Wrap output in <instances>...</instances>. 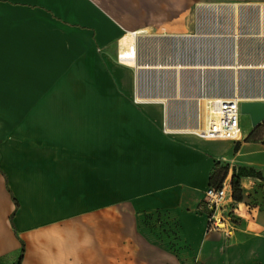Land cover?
<instances>
[{
  "label": "crops",
  "instance_id": "1",
  "mask_svg": "<svg viewBox=\"0 0 264 264\" xmlns=\"http://www.w3.org/2000/svg\"><path fill=\"white\" fill-rule=\"evenodd\" d=\"M201 2L0 0V259L194 264L210 254L220 264L264 263L254 254L264 247V143L247 140L250 131L228 141L165 130L233 82L214 51L201 59L212 67L152 70L194 61L176 54L173 35L194 29ZM139 30L164 45L152 50V32L139 37L141 67L120 58ZM153 92L170 102L152 101ZM224 164L251 207L229 237L210 229L203 206ZM147 212L173 228L167 238L143 232Z\"/></svg>",
  "mask_w": 264,
  "mask_h": 264
},
{
  "label": "built area",
  "instance_id": "2",
  "mask_svg": "<svg viewBox=\"0 0 264 264\" xmlns=\"http://www.w3.org/2000/svg\"><path fill=\"white\" fill-rule=\"evenodd\" d=\"M207 3L210 2H201L196 5L192 31L182 35H173L176 39L174 50L177 55H183L184 58L191 56L194 61H201L209 51H214L217 56L219 55V59L224 60L229 56L226 54L234 52V46L232 40L221 41L222 35L236 38L233 36L236 33L233 32L236 30L235 26L239 27L238 31L244 35H249L250 30H264V5H259L261 9H256L251 16H249L250 11L242 10L237 17L232 10L226 11L223 6L220 8L207 7ZM177 38L181 40L178 41ZM135 45H137L136 41ZM243 101L244 99L238 95L221 99L206 98L203 105H198L191 112L189 119L180 121V123L195 122L196 127L192 128V131L203 139L241 140L243 139L241 127ZM166 125L167 122H165V130L168 131ZM241 205V202H236L234 199L232 177L228 176L221 186H209L204 193L203 206L209 211L210 229L224 231L229 235L233 234L235 223L242 216L240 214Z\"/></svg>",
  "mask_w": 264,
  "mask_h": 264
},
{
  "label": "bare ground",
  "instance_id": "3",
  "mask_svg": "<svg viewBox=\"0 0 264 264\" xmlns=\"http://www.w3.org/2000/svg\"><path fill=\"white\" fill-rule=\"evenodd\" d=\"M259 5H264L263 3L259 2H238L234 1L232 3H207V7H214V8H220L225 7L226 9H231L233 12L240 13L243 11H250V15H252V12H255L256 9H261ZM238 17V16H237ZM236 24V21L233 23ZM250 25V24H249ZM236 32L233 34L234 37L232 39V43L234 46V52L226 57V59L222 60L220 59L218 65L215 64L216 67L220 68L224 71V73L227 75V72L231 73V77L233 79V82L231 83L230 88H227L229 90H219L218 93H215L213 97H217L218 99L221 98H229L231 96H241L244 101H264V46H260L261 42H264V30H257L253 31L250 30L249 35H244V33H240L238 31L237 27L235 26ZM176 34L182 35L186 34V32H177ZM150 36L146 32V30H139L135 32L129 33L127 36V40L131 41L129 44V47L123 49L121 51V60L123 63L133 65L136 64L139 67H141L138 63V50L137 45H135V41L138 42V38L141 36ZM156 34H152V36H155ZM231 41V40H230ZM134 45V46H133ZM242 45L245 46L242 47ZM133 46V48H132ZM242 47V48H241ZM259 52L261 53V56L256 57V59L251 58H245L244 52ZM258 53V54H259ZM248 55V54H247ZM257 55V54H253ZM178 66L173 65L172 63L168 65H158L155 66L152 63V70L158 68H167L172 69L176 67H186L188 69L193 70H200L201 68H207L212 67V62H202V61H188L185 66L178 63ZM149 67V66H147ZM192 71V70H191ZM154 74V73H153ZM254 81V82H253ZM257 81H261L260 83H256ZM248 83V84H247ZM246 86V87H244ZM138 98L140 99L141 96L138 95ZM141 98L140 100H142ZM152 101H162L166 102L167 104L170 102V94L167 93H152ZM242 116H249V114H243ZM166 128L170 133H193L192 128H195V122H189L188 124L176 122V121H168ZM251 129V126L245 130H243L242 135L245 136L249 130Z\"/></svg>",
  "mask_w": 264,
  "mask_h": 264
},
{
  "label": "rangeland",
  "instance_id": "4",
  "mask_svg": "<svg viewBox=\"0 0 264 264\" xmlns=\"http://www.w3.org/2000/svg\"><path fill=\"white\" fill-rule=\"evenodd\" d=\"M205 2H213V3H219L220 1H212V0H204ZM234 1H246V2H254V1H259V2H263L264 0H226L225 2L223 1L222 3H232ZM195 10V9H194ZM231 9H226V11H230ZM240 13H237L236 16H239ZM239 23V21H238ZM225 26H227V24H223ZM193 28H194V24H193ZM239 27H237L238 29ZM148 33L152 32V34H154V31H147ZM228 42V41H227ZM260 46H264V43L263 44H260ZM164 45H163V41L162 40H157L155 36H152V50L153 48H163ZM242 47L245 48L244 45H242ZM241 47V48H242ZM245 55L244 57L245 58H251V59H256V57L258 56H261L259 52L255 53L257 55H250L248 54L247 55V52H244ZM259 53V54H258ZM254 82V81H253ZM261 81H257L256 83H260ZM223 84V83H222ZM248 84V83H247ZM246 87V86H244ZM229 90L227 89V87H221L220 90ZM251 126V129L249 130L250 132L254 131V134L253 136L251 137L250 140H256V141H262L264 143V120L261 122L260 125H258L257 127H254L253 124H252V119H251V116L249 115L248 117L247 116H242L241 118V127H242V130H245L247 128H249ZM245 136H243L244 138ZM230 141V140H228ZM233 141V140H231ZM228 169V165L224 164L222 166H220L218 169H217V172L219 173L220 177H225V172L227 171ZM239 175V173L237 174ZM228 177V175L223 179V181ZM233 178V176H231ZM247 204H249V201H247L245 198H244V201L241 205V211H240V214L242 215L241 218H246V217H249L248 214V211L249 209H251V207H249ZM247 215V216H246ZM141 220H142V224H140V227H143V232L146 233V235H148V237L152 238V233H154V237H156L157 239H164V238H167L165 237V235L163 234V232H168L170 230L173 231V228H170V230H168V228L166 227H163V225H159V220H160V217H158V215H154L152 214V212H147L145 213L144 215H141ZM159 225V226H158ZM144 227H147V229H145ZM159 227V228H158ZM171 227V226H170ZM163 231V232H162ZM227 233V232H226ZM169 237L170 238H173V234H169ZM227 237H229L230 235L227 233L226 235ZM174 239V238H173ZM173 239H171V241H173ZM170 241V240H169ZM257 242H254V244H256ZM263 253V258H264V247H261V250H259V248L257 250H254V254H259V253ZM220 256V255H219ZM218 258V256H217ZM199 260L196 259L195 263L194 264H220L218 263V261H216V258L212 255H207L202 261H199V263L197 262ZM258 261V260H256ZM260 264H264L263 262H259ZM0 264H19V261L18 259L14 262L12 261V259L10 258H2L0 259ZM221 264H231V263H221Z\"/></svg>",
  "mask_w": 264,
  "mask_h": 264
},
{
  "label": "trees",
  "instance_id": "5",
  "mask_svg": "<svg viewBox=\"0 0 264 264\" xmlns=\"http://www.w3.org/2000/svg\"><path fill=\"white\" fill-rule=\"evenodd\" d=\"M254 131L250 132V134L246 137L247 140L251 139V137L254 134ZM238 148H239V143L236 144L235 149L237 150ZM228 174H229V166H228L227 171L225 172V177ZM225 177H220L219 173L216 170V172L210 178V186H221L223 183V179ZM232 188H233V194H234L235 201L236 202H243L244 201V192L242 189L241 179H240L239 175H237V174L233 175ZM23 250H22V254L20 255V260L23 258Z\"/></svg>",
  "mask_w": 264,
  "mask_h": 264
},
{
  "label": "water",
  "instance_id": "6",
  "mask_svg": "<svg viewBox=\"0 0 264 264\" xmlns=\"http://www.w3.org/2000/svg\"><path fill=\"white\" fill-rule=\"evenodd\" d=\"M242 113L249 114L252 124L257 127L264 120V101H243Z\"/></svg>",
  "mask_w": 264,
  "mask_h": 264
}]
</instances>
